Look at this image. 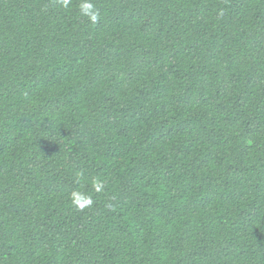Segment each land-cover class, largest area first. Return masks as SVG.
Listing matches in <instances>:
<instances>
[{
	"label": "trees",
	"instance_id": "trees-1",
	"mask_svg": "<svg viewBox=\"0 0 264 264\" xmlns=\"http://www.w3.org/2000/svg\"><path fill=\"white\" fill-rule=\"evenodd\" d=\"M92 2L0 0V264H264V0Z\"/></svg>",
	"mask_w": 264,
	"mask_h": 264
},
{
	"label": "clouds",
	"instance_id": "clouds-1",
	"mask_svg": "<svg viewBox=\"0 0 264 264\" xmlns=\"http://www.w3.org/2000/svg\"><path fill=\"white\" fill-rule=\"evenodd\" d=\"M70 3L71 0H62V5L65 8H68ZM78 8L80 15L87 17L92 24H96L100 20V12L92 0H80ZM82 179L86 178L82 173H77V182ZM90 184L95 193L102 192L105 187V182L99 178L92 179ZM69 199L71 206L80 211L84 210L85 208H89L94 204L92 195L80 190L72 191L70 193Z\"/></svg>",
	"mask_w": 264,
	"mask_h": 264
}]
</instances>
